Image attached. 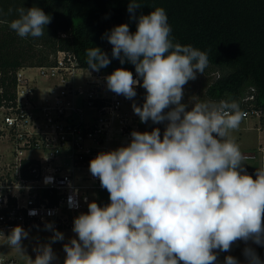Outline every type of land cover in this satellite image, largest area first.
<instances>
[{
  "label": "clouds",
  "instance_id": "obj_1",
  "mask_svg": "<svg viewBox=\"0 0 264 264\" xmlns=\"http://www.w3.org/2000/svg\"><path fill=\"white\" fill-rule=\"evenodd\" d=\"M140 7L138 0H129L127 11L137 20L135 33L124 23L103 37L112 45V58L133 64L140 79L124 68L104 79L108 90L130 100L137 95L136 86L143 87L145 102L142 107L132 104L134 114L142 123H168L163 138L159 128L132 131L127 146L101 152L89 162L110 203H88V212L74 218L76 238L64 244L63 264H216L217 251L229 252L238 241L264 246V166L257 168L255 179L247 174V157L230 135L247 112L235 100L200 101L186 110L181 103L184 86L197 72L204 74L209 55L173 42L164 8L136 17ZM15 11L17 18L8 26L18 37L45 34L51 17L41 8ZM110 63L99 47L86 50L92 71ZM51 182L45 178L46 184ZM46 228L54 232L52 242L64 239L51 223ZM27 236L16 226L7 243L22 252ZM36 251L29 264L56 259L50 244ZM243 255L247 264H264L251 247ZM224 264L239 261L228 255Z\"/></svg>",
  "mask_w": 264,
  "mask_h": 264
},
{
  "label": "built area",
  "instance_id": "obj_2",
  "mask_svg": "<svg viewBox=\"0 0 264 264\" xmlns=\"http://www.w3.org/2000/svg\"><path fill=\"white\" fill-rule=\"evenodd\" d=\"M57 59V65L37 69L42 75L71 76L81 69L70 53L59 52ZM28 69L17 71L12 99L0 85V240L6 241L16 226L47 229L51 223L55 230L73 229L74 218L88 212V203L98 204L99 193L107 191L90 173L89 162L108 152V142L127 146L132 131L140 132L132 104L138 105L141 86H136L137 95L130 100L107 89L104 78L112 72H95L98 79L54 87L35 99L36 86L25 73ZM133 76L140 79L136 73ZM62 82H67L64 77ZM261 115L252 109L245 119ZM30 152L36 156H27ZM260 152V156L245 155L254 163L245 169L253 179L257 168L264 166V147ZM46 177L52 182L46 184ZM32 210L35 214L29 215ZM0 264L17 263L0 254Z\"/></svg>",
  "mask_w": 264,
  "mask_h": 264
},
{
  "label": "trees",
  "instance_id": "obj_3",
  "mask_svg": "<svg viewBox=\"0 0 264 264\" xmlns=\"http://www.w3.org/2000/svg\"><path fill=\"white\" fill-rule=\"evenodd\" d=\"M138 2L141 7L135 11L136 17L162 7L168 15L173 42L208 53V67L219 76L206 90L207 101L235 100L243 111L256 109L264 115V0ZM128 4L129 0H0V85L5 96L14 97L18 70L55 66L59 52L72 54L78 68L89 69L86 50L99 47L111 60L99 72L124 68L136 73L130 62L121 64L119 59L112 58V45L103 38L124 23L135 33L137 20L130 17ZM33 6L48 14L51 22L42 37L22 39L9 28L8 22L17 18V8ZM249 96H254V100L246 101ZM143 100L138 101L141 107ZM137 124L146 132L155 126L151 120L142 123L138 116ZM109 203V193L101 191L98 205Z\"/></svg>",
  "mask_w": 264,
  "mask_h": 264
},
{
  "label": "rangeland",
  "instance_id": "obj_4",
  "mask_svg": "<svg viewBox=\"0 0 264 264\" xmlns=\"http://www.w3.org/2000/svg\"><path fill=\"white\" fill-rule=\"evenodd\" d=\"M26 75L33 82V85L36 86L35 99L43 98L46 96L51 89L54 87H67L75 80L76 86L85 84L89 79H98V74L91 69H77L76 73L71 76L65 72H58L53 75L52 72L46 75H42L40 70L37 68H31L27 70ZM102 74V73H101ZM219 76L218 72L213 71L210 67L205 69L204 74L197 72V78L195 80L189 81L184 86V96L181 103L186 104L188 107L186 110H190L194 103L200 101H207L205 93L208 86ZM66 79V83L62 82V78ZM144 99L146 97V90L141 88V94L139 98ZM141 98L139 100H141ZM136 104V103H135ZM137 105V104H136ZM139 106V103L138 105ZM170 109H166L165 112ZM133 111V108H132ZM134 112V111H133ZM167 121L163 123L155 124L154 128H159L161 132V138H163V132L166 128ZM140 131L146 132L145 129L140 128ZM231 137L235 139L238 143L241 152L246 154H255L258 156L261 155V150L264 147V115L261 117H249L244 119L240 124L238 130L232 131L230 133ZM120 141H111L108 142V151L116 150L119 147L126 146L123 142ZM27 156H36L35 152H30ZM254 166L251 161H245L243 167L247 169L248 167ZM83 172V171H82ZM28 232L27 238L22 240V252L17 249L10 247L6 240H0V254L4 258H11L16 261L17 264H29V259L35 260L37 255V249L46 244H50L52 250L56 256V259L52 261V264H63L66 253L63 250L65 243H69L72 238H76V234L72 229H62L56 230L64 235L62 241L52 242L51 238L54 235V232L49 229H29L25 230ZM245 247H251L255 250L261 261H264V246L257 245L252 241L245 243L244 241H238L233 244L231 251L229 252H217L218 260L216 264H224L225 257L231 255L235 257L239 264H247V260L243 255V250Z\"/></svg>",
  "mask_w": 264,
  "mask_h": 264
},
{
  "label": "crops",
  "instance_id": "obj_5",
  "mask_svg": "<svg viewBox=\"0 0 264 264\" xmlns=\"http://www.w3.org/2000/svg\"><path fill=\"white\" fill-rule=\"evenodd\" d=\"M29 70V69H28ZM74 82H76L75 80H74ZM64 88V87H63Z\"/></svg>",
  "mask_w": 264,
  "mask_h": 264
}]
</instances>
